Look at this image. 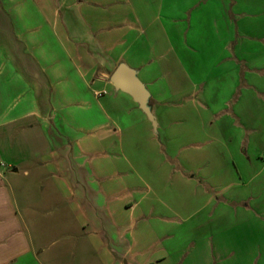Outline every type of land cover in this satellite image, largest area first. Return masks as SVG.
<instances>
[{"label":"crops","instance_id":"0c3cea01","mask_svg":"<svg viewBox=\"0 0 264 264\" xmlns=\"http://www.w3.org/2000/svg\"><path fill=\"white\" fill-rule=\"evenodd\" d=\"M24 2L0 12V264H264V0Z\"/></svg>","mask_w":264,"mask_h":264},{"label":"water","instance_id":"95a60500","mask_svg":"<svg viewBox=\"0 0 264 264\" xmlns=\"http://www.w3.org/2000/svg\"><path fill=\"white\" fill-rule=\"evenodd\" d=\"M111 81L116 89L132 96L148 119L155 124L154 116L147 104L149 93L134 70L126 65H120L112 75Z\"/></svg>","mask_w":264,"mask_h":264},{"label":"rangeland","instance_id":"374dc122","mask_svg":"<svg viewBox=\"0 0 264 264\" xmlns=\"http://www.w3.org/2000/svg\"><path fill=\"white\" fill-rule=\"evenodd\" d=\"M33 1H34V0H28L27 3L24 2V3L22 4V6H21V9H18V10H19V11H22V12H24V11H26V10H34L36 4H33ZM8 2H11V0H4V6H5L6 8H8V7H7ZM2 10H4V7H3L2 0H0V12H1ZM192 116H193V115H192ZM190 120L192 121V123H195V118H194V117H191ZM35 190H36V200H38V199H39V196H41V195H40V193H37V189H35ZM38 191H39V188H38ZM51 212H52V213H55V208H51ZM48 245H49V247H50L49 250H50L51 253L55 252V251L58 249V247H59L57 242H56L55 244H54L53 242H49ZM76 247H79V244H78V243L75 244V248H76ZM56 264H58V262H56Z\"/></svg>","mask_w":264,"mask_h":264}]
</instances>
